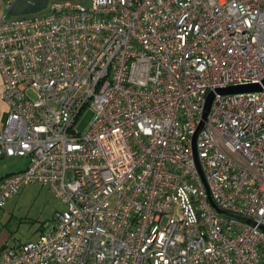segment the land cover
I'll return each mask as SVG.
<instances>
[{
	"label": "built area",
	"instance_id": "1",
	"mask_svg": "<svg viewBox=\"0 0 264 264\" xmlns=\"http://www.w3.org/2000/svg\"><path fill=\"white\" fill-rule=\"evenodd\" d=\"M75 1L0 18V209L64 206L0 264H264V0Z\"/></svg>",
	"mask_w": 264,
	"mask_h": 264
},
{
	"label": "rangeland",
	"instance_id": "2",
	"mask_svg": "<svg viewBox=\"0 0 264 264\" xmlns=\"http://www.w3.org/2000/svg\"><path fill=\"white\" fill-rule=\"evenodd\" d=\"M88 5L87 2L75 0H0V18H20L47 12L51 4ZM92 113L87 111L80 115L76 128L83 133L87 130ZM27 158L0 160V179L25 169ZM64 206L52 195L48 187L28 184L19 189L0 209V241L6 240L9 246L35 242L44 225L52 223L57 212Z\"/></svg>",
	"mask_w": 264,
	"mask_h": 264
},
{
	"label": "water",
	"instance_id": "3",
	"mask_svg": "<svg viewBox=\"0 0 264 264\" xmlns=\"http://www.w3.org/2000/svg\"><path fill=\"white\" fill-rule=\"evenodd\" d=\"M264 84V83H263ZM260 87L259 85H248V86H241V87H232L224 91H220L222 94H235V93H244V92H253V91H259ZM211 101V97L208 98L207 105L205 108V113L203 118L206 115V112L208 110L209 103Z\"/></svg>",
	"mask_w": 264,
	"mask_h": 264
},
{
	"label": "crops",
	"instance_id": "4",
	"mask_svg": "<svg viewBox=\"0 0 264 264\" xmlns=\"http://www.w3.org/2000/svg\"><path fill=\"white\" fill-rule=\"evenodd\" d=\"M1 95H2V86H1V78H0V129L3 127L4 121L6 118V106L4 105V103L2 101ZM21 170H23V169H20L19 171H21ZM5 247H11V246H9L7 244V241L4 239V240L0 241V249L5 248ZM1 251H0V253H1Z\"/></svg>",
	"mask_w": 264,
	"mask_h": 264
},
{
	"label": "trees",
	"instance_id": "5",
	"mask_svg": "<svg viewBox=\"0 0 264 264\" xmlns=\"http://www.w3.org/2000/svg\"><path fill=\"white\" fill-rule=\"evenodd\" d=\"M3 249H4V248H1L0 251L3 250Z\"/></svg>",
	"mask_w": 264,
	"mask_h": 264
}]
</instances>
